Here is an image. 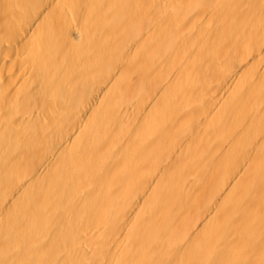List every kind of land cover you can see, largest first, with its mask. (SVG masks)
Wrapping results in <instances>:
<instances>
[{
  "label": "bare ground",
  "instance_id": "6f19581e",
  "mask_svg": "<svg viewBox=\"0 0 264 264\" xmlns=\"http://www.w3.org/2000/svg\"><path fill=\"white\" fill-rule=\"evenodd\" d=\"M0 264H264V0H0Z\"/></svg>",
  "mask_w": 264,
  "mask_h": 264
}]
</instances>
